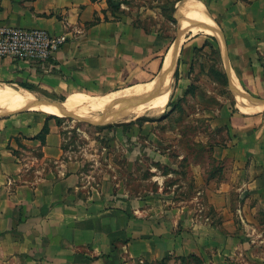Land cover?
Here are the masks:
<instances>
[{"label":"crops","instance_id":"0c3cea01","mask_svg":"<svg viewBox=\"0 0 264 264\" xmlns=\"http://www.w3.org/2000/svg\"><path fill=\"white\" fill-rule=\"evenodd\" d=\"M200 1L221 31L208 41L217 45L225 72L250 95L264 97V0ZM128 9L125 0H0V26L67 36L47 61L0 57V84H32L69 101L150 85L172 62L166 73L174 67L180 71L183 63L190 72L195 69L196 50L206 48L195 42L198 33H186L174 58V43L138 23ZM220 111L227 139L214 146L204 142L213 152L190 165L198 186L192 199L176 198L175 183L165 193L153 191L150 199L124 196L117 202L84 190V177L67 156L51 113L20 110L0 117V264H150L211 255L229 257L233 264L259 255L264 247V109ZM46 124L43 141L38 135ZM149 156L154 161L169 157ZM165 159L175 168L174 160ZM208 160L215 162L216 176ZM154 176L170 178L174 171ZM203 194L220 220L207 216Z\"/></svg>","mask_w":264,"mask_h":264},{"label":"rangeland","instance_id":"374dc122","mask_svg":"<svg viewBox=\"0 0 264 264\" xmlns=\"http://www.w3.org/2000/svg\"><path fill=\"white\" fill-rule=\"evenodd\" d=\"M125 1L126 6L129 7L126 11L132 15L137 14L138 23L150 29H157L170 41L175 42L178 36L179 20H174V18L177 17V11L180 7L184 11L189 0L183 2L182 0ZM186 35L188 34H182V38ZM194 38H196L195 42L204 44L203 47H206L196 50L195 56L199 57L200 60L194 66L195 69L192 68V72H190L188 65L185 66L183 63L178 76H176L177 67H174L169 91L166 90V92L168 91L166 95L154 99L155 101L149 105L147 112L134 115L132 112L122 111L120 113L122 116L107 117L105 109L112 103L109 98L94 101V103L87 100L92 97L111 94L118 97L121 102H131V99L126 98L127 96L130 97L129 89L134 87L131 84L132 86L113 90L112 93L97 92L95 95L79 98L82 103L69 111L74 112L73 114L77 118L65 117L64 114H53L57 117L56 120L66 154L77 161L78 170L84 177L83 183L86 185L84 190H89L96 197L113 196V202H117L119 198H124V196L127 199L142 196L145 200L150 199L153 191L161 188L165 193V191H170L175 183H178L179 185L174 187L176 198L180 199L184 196L187 199H192L194 197L198 186L194 185L190 165L203 163L202 159L206 154L213 152L212 149L205 147L206 144L214 146L215 142L227 139L225 127L219 126L224 120L219 111L227 106L232 111H243L238 96V86L247 91L234 74L229 77L225 72L223 58L216 48L217 45L215 43L211 45L208 41H212L211 33L201 31ZM189 42L191 40H186L184 43ZM180 45L177 55L180 52ZM7 85L15 88L21 87L16 84ZM30 91L43 102H56L63 107L68 103L78 101L77 99L64 101L65 96L40 90ZM51 96H55V98ZM256 98L264 99V97ZM135 108L138 107L132 109ZM86 110L88 111L86 112ZM18 112L9 115L0 114V117L16 115ZM47 113L49 114V112ZM150 154L169 157H161L162 160L154 161L149 156ZM136 157L137 161H135ZM165 158L174 160L175 168L169 165L170 161H166ZM208 162L211 164V175L216 176L218 171L215 162L209 160ZM170 171H174V176L170 178H156L154 176L155 174L159 176L168 174ZM200 200L206 203L205 212L207 216L214 221L222 218L218 211L210 207L207 195H201ZM261 247L262 245L258 251L259 255L247 258L240 257L239 262H233V264H264V247ZM174 258L168 257L150 264L231 263V258H221L218 255L216 258L211 255V258L205 259L194 256L182 260Z\"/></svg>","mask_w":264,"mask_h":264},{"label":"bare ground","instance_id":"6f19581e","mask_svg":"<svg viewBox=\"0 0 264 264\" xmlns=\"http://www.w3.org/2000/svg\"><path fill=\"white\" fill-rule=\"evenodd\" d=\"M184 12H189V14L192 18L188 21V23H184L185 28L183 29V33H189V32L192 33L193 32L194 34H196V33L203 31V32L213 34L212 30L207 28L206 25L203 24V22L208 23L210 25H213L216 28L218 27V25L216 23H214L215 21H214L212 15L210 14L206 4H204L200 0H189L185 5ZM172 78H173V70H170L168 73H166L164 75V77L162 76V79L160 80L157 88L153 92V99L149 102L139 104L138 106H136L138 108L131 109V111H129V112H132L134 115L147 112L149 105L155 101L154 99H158V98H160V96H162V95L164 96L167 94V92L169 91L168 89H170V87H171ZM155 84H156V81H153L150 85L149 84H140V85H137L133 88H130L129 89L130 91L128 89H126L130 93V97L127 96L126 98L131 99V102L137 101L141 97L146 95L149 92V90H151L155 86ZM166 90H168V91L166 92ZM122 94H123V91H122ZM122 94H120V95H122ZM104 98H109L112 102H116L118 104L114 108L108 107L107 109H105L107 111L106 116L115 118V116L117 117V115H120V113L122 112L120 104L122 105L123 102H121L118 99V97H114L111 94H109L106 96L92 97V98H89L87 100H90V102L94 103V101H99V100H102ZM123 98H124V96H123ZM239 98H240V101L242 103L241 109H243L244 112H254V111L259 110V109H264V105L263 106H255V105L247 103L242 97L239 96ZM78 101L79 102L75 101L72 103H68L66 106L64 105V107L61 106V104L56 103V102H47V104L39 105V103H41V100L38 99V97H36L35 94L32 93L28 89H24L21 87L15 88V87L8 86V85L0 86V114L1 115H8L11 113L18 112L20 109L24 108L26 105H29V104L36 105L34 108L38 109L40 111L49 112L51 114H56V115H61V114H64V112H69L72 108H74V107L78 106V104L82 103V101H80V100H78ZM105 103H106V101H105ZM157 103H158V101H157ZM105 107H106V105H105ZM90 109H92V108H90ZM93 109H94V107H93ZM102 109L104 110V107ZM81 110H83V109H81ZM88 110H89V108H88ZM88 110H86V112ZM81 115H83V114H81ZM120 116H122V115H120Z\"/></svg>","mask_w":264,"mask_h":264},{"label":"built area","instance_id":"2783aa9c","mask_svg":"<svg viewBox=\"0 0 264 264\" xmlns=\"http://www.w3.org/2000/svg\"><path fill=\"white\" fill-rule=\"evenodd\" d=\"M66 41V35H53L43 28L0 26V57L43 62L49 60Z\"/></svg>","mask_w":264,"mask_h":264},{"label":"water","instance_id":"95a60500","mask_svg":"<svg viewBox=\"0 0 264 264\" xmlns=\"http://www.w3.org/2000/svg\"><path fill=\"white\" fill-rule=\"evenodd\" d=\"M182 11V10H181ZM192 17L190 16V14H189V12H184V11H182L181 13H180V11H179V15L177 16V20H179V24H178V36H177V38H176V40H175V42H174V58H175V55H176V52H177V50H178V47H179V45H180V42H181V38H182V34H185V33H183V29L185 28V26H184V23H188V21L191 19ZM203 24H205L206 25V27L207 28H209L210 30H212V32H213V34L214 35H216L217 37H218V34H221V31L218 29V28H216L215 26H213V25H210V24H208V23H205V22H203ZM219 31H220V33H219ZM220 39L222 40V42H223V38L222 37H220ZM223 44H225L224 42H223ZM227 58V57H226ZM225 58V59H226ZM173 62L171 63V66L170 67H167V68H164L163 70H162V72L159 74V76L154 80V81H156V84H155V86L151 89V90H149V92L146 94V95H144L143 97H141L139 100H137V101H134V102H123L122 103V105L120 104V107H121V110L122 111H124V112H129V111H131V109L133 108V107H136V106H138L139 104H142V103H145V102H149V101H151L152 99H153V92H154V90L157 88V86H158V84H159V82H160V80H161V77H162V75L164 74V73H166L172 66H173ZM228 70V72L229 73H231L230 72V70L229 69H227ZM238 95L240 96V97H242L247 103H249V104H252V105H255V106H263L264 105V99H261V98H256V97H254V96H252V95H250L244 88H242L241 86H238ZM119 103V102H118ZM42 104H47V102H43V101H41V103H39V105H42ZM117 105V103L116 102H112V103H110L109 104V106L108 107H112V108H114V106H116ZM36 105H34V104H29V105H26L24 108H22L21 110H36V111H40V110H38V109H35L34 107H35ZM64 112V111H63ZM63 116H65V117H75V118H77L73 113H71V112H64V115Z\"/></svg>","mask_w":264,"mask_h":264},{"label":"trees","instance_id":"16d2710c","mask_svg":"<svg viewBox=\"0 0 264 264\" xmlns=\"http://www.w3.org/2000/svg\"><path fill=\"white\" fill-rule=\"evenodd\" d=\"M112 5V4H111ZM179 15V9H178V11H177V16ZM177 19V17L176 18H174V20H176ZM178 73H179V70L177 69L176 70V72H175V74H176V76H178ZM223 73V72H222ZM223 75H225L224 73H223ZM22 87H24V88H26V89H30V90H38V87H36V86H34V85H32V84H22ZM52 98H55V96H51ZM64 101H66V98H65V100ZM50 117H53V118H57L55 115H50ZM48 131H49V128H48V125L46 124L45 126H44V128H43V130L41 131V133L38 135V137H40L43 141H45V136H46V134L48 133ZM184 259V258H183Z\"/></svg>","mask_w":264,"mask_h":264}]
</instances>
